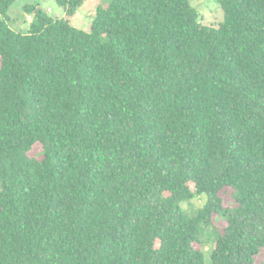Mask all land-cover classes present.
Returning a JSON list of instances; mask_svg holds the SVG:
<instances>
[{
  "label": "trees",
  "instance_id": "trees-1",
  "mask_svg": "<svg viewBox=\"0 0 264 264\" xmlns=\"http://www.w3.org/2000/svg\"><path fill=\"white\" fill-rule=\"evenodd\" d=\"M0 0V264H257L264 0ZM205 198L189 213L182 203ZM218 219L222 228L218 229ZM213 226L206 261L205 230Z\"/></svg>",
  "mask_w": 264,
  "mask_h": 264
},
{
  "label": "rangeland",
  "instance_id": "rangeland-1",
  "mask_svg": "<svg viewBox=\"0 0 264 264\" xmlns=\"http://www.w3.org/2000/svg\"><path fill=\"white\" fill-rule=\"evenodd\" d=\"M37 1L40 5L48 11L50 15L55 18L66 17L65 9L61 7L57 0H18L10 8L9 15L11 17V26L19 32H27L30 28V23L33 19L32 14H28L25 11V5ZM110 0H85L84 4L80 7L77 14L71 18L72 23L84 30H90L92 21L95 16L96 9L98 5L109 4ZM192 5H194L199 13L201 22L205 25H217L222 23L225 19V12L219 4L218 0H190ZM1 188V181H0ZM205 198L197 197L190 201L182 203V207L189 213H194L198 208L205 205ZM218 229L222 228L221 220L218 219ZM215 230L213 226L208 227L204 233V246L203 250L205 252L206 261H209L210 251L213 246V238L215 235ZM257 264H264V256H258Z\"/></svg>",
  "mask_w": 264,
  "mask_h": 264
}]
</instances>
